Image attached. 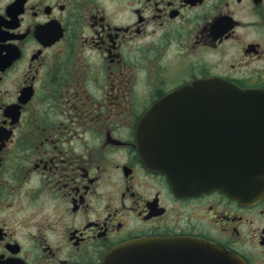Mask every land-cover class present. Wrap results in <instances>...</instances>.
Instances as JSON below:
<instances>
[{
    "label": "flooded vegetation",
    "instance_id": "flooded-vegetation-1",
    "mask_svg": "<svg viewBox=\"0 0 264 264\" xmlns=\"http://www.w3.org/2000/svg\"><path fill=\"white\" fill-rule=\"evenodd\" d=\"M210 78L264 91V0H0V264L144 238L264 264V198L181 196L142 154L149 111Z\"/></svg>",
    "mask_w": 264,
    "mask_h": 264
},
{
    "label": "water",
    "instance_id": "water-1",
    "mask_svg": "<svg viewBox=\"0 0 264 264\" xmlns=\"http://www.w3.org/2000/svg\"><path fill=\"white\" fill-rule=\"evenodd\" d=\"M147 166L175 193L219 191L241 203L264 198V91L209 79L174 92L138 128ZM102 264H242L193 238H149L112 249Z\"/></svg>",
    "mask_w": 264,
    "mask_h": 264
}]
</instances>
